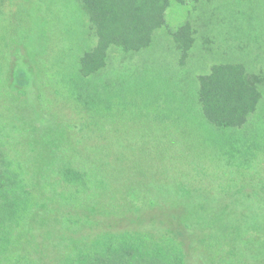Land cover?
Listing matches in <instances>:
<instances>
[{
	"label": "rangeland",
	"instance_id": "obj_1",
	"mask_svg": "<svg viewBox=\"0 0 264 264\" xmlns=\"http://www.w3.org/2000/svg\"><path fill=\"white\" fill-rule=\"evenodd\" d=\"M98 41L83 0H0V221L3 214L13 220L0 236V264L17 263L7 243L20 230L10 214L19 187L51 197L54 171L69 158L106 169L108 179L96 206L73 209L75 233L62 227L69 213L59 200L34 219L42 263L78 248L66 264H178L155 241L175 240L165 220L195 206L197 212L187 209L193 214L185 231L195 244L189 255L182 250L185 264H263L264 0H170L146 47L109 46L85 71L81 61ZM217 66H240L260 94L241 127L216 128L202 112L200 80ZM20 70L31 79L19 89L11 74ZM223 155L232 162L222 170ZM130 164L136 185L126 192L116 171ZM236 170L237 187L220 190L218 178ZM180 182L211 188L184 192ZM205 204L209 209H200ZM228 204L234 214L220 223L236 227L239 238L220 250L209 238L222 234L212 205ZM53 207L57 213L48 216ZM125 232L154 240L143 237L144 247L123 252L105 237Z\"/></svg>",
	"mask_w": 264,
	"mask_h": 264
},
{
	"label": "trees",
	"instance_id": "obj_2",
	"mask_svg": "<svg viewBox=\"0 0 264 264\" xmlns=\"http://www.w3.org/2000/svg\"><path fill=\"white\" fill-rule=\"evenodd\" d=\"M169 1L170 0H83V3L92 11L93 21L97 25L99 40L96 48L82 59L81 66L83 70L87 71V69L91 68L90 66L95 65L97 59L98 61L99 58L103 60L104 53L109 46H118L128 52H136L146 47L150 42L153 32L163 25L164 12ZM20 71L21 76H16L14 71H12L11 74L13 81H16V79L17 81L19 80L20 83L17 84L19 89L26 86L31 79L25 70ZM200 83L199 102L202 112L206 120L216 128L235 129L241 127L245 123L247 117L256 110L260 94L255 86L248 81L240 66H217L213 68L209 76L201 78ZM26 94L27 92L24 91L22 94L23 97ZM98 157L100 158L99 162L97 159H94V163L98 162L97 165H99L100 168H104V160L101 159V155ZM120 158V156H117L119 162ZM215 162L216 161H214L213 164H215ZM220 162L223 170V168L228 166L232 161L226 159L225 155H223ZM94 168L95 166L87 169L85 165L74 162L72 158H69L68 161L63 160L54 171L53 183H48L51 197H44L42 200L36 198L35 195L31 193V190H33L35 186H27L25 183L19 187L22 192L20 193L19 199L16 200L17 202L15 201L14 205L11 207L10 214L13 215L14 221L16 219V225L19 223L18 226L20 230L12 235L14 236L13 239L10 233V238L7 243L8 252L12 253L14 260L17 261L16 264H46V261H44V263L41 262L43 260L42 255L44 254L40 253L39 244L35 242V235L33 234V227L31 224L35 218L41 215V211L47 209L48 206L51 207L50 201L59 200L63 203V206H65L64 211L69 213V215H66L67 217H65L66 219H64L62 227L69 233H75L77 231V228H72L75 223L79 222V220H71L76 217V213H73V209L96 206L95 198L101 197L99 193L105 189L106 180L108 179V172L106 169L102 170L101 168V170H98ZM217 174L219 173L214 172V176ZM224 174L229 178L225 179L226 182L224 178H218L220 179L218 187L223 192H230L237 187L235 184H239V181L236 180V176L241 173L236 170L235 172H226ZM116 177V182L121 187V190L128 192V189H131L132 181L131 164L123 171L117 169ZM123 179H125V181ZM222 181L224 185L220 184ZM132 183L136 185L133 181ZM178 186L184 192H189V190L199 192L211 188L210 185L206 186L203 183L195 187L192 183L180 182ZM260 192L264 194V189L260 190ZM212 206H214V215L219 221L217 225L221 227L219 231L222 234H219V236H210V243H214L222 250L224 247H227L226 245H228L229 239L231 241H237L239 238L237 235L238 233L234 232L238 231L235 229L236 227L233 228L229 222L220 223L224 218L231 217L234 211L232 208H229V204L224 206ZM201 208L209 209L206 204L205 207L201 205L200 209ZM187 209L197 212L195 206H182L179 210L171 212L172 215L165 220L167 225L171 227L169 231L176 239L155 241L156 246L163 244L165 253L173 255L178 264H185L184 262H187L185 258L183 261L182 250L185 249L187 255H189V252L193 250L192 244H195L193 243L195 234H190L185 231L187 227L185 222L189 220V216L193 214ZM51 210L50 212H53L52 214L48 211L47 213H50L51 215L48 216L52 217L57 211L54 207ZM82 212L78 215L77 219H80L81 215L83 216ZM3 215L4 217L0 221V236H2V233L7 232L8 224L13 222L12 219L7 220L5 214ZM254 226L264 228V218L262 219V227L259 224ZM41 231L44 234L51 232L50 229H45L44 227L41 228ZM232 234L235 236L232 237ZM105 237L112 238L118 246V249L123 252H127V250L133 246L141 247L144 241L142 239L143 237H147L151 242L154 240L152 236L134 232H125L111 237ZM201 238H203V235ZM244 244L247 246L246 243ZM234 246L235 245H233V247ZM203 249H207V247H203ZM261 250L263 252L261 257L264 259V246ZM199 251V254H204L201 250ZM77 254L78 248H74L70 253L53 257L52 261L56 262V264H66ZM262 262L264 264V260Z\"/></svg>",
	"mask_w": 264,
	"mask_h": 264
}]
</instances>
